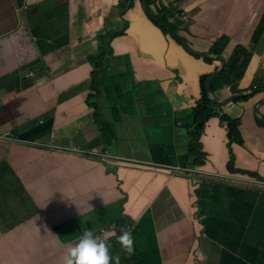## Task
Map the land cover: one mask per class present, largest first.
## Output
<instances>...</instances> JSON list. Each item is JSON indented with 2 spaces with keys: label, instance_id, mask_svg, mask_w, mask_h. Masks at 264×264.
<instances>
[{
  "label": "crops",
  "instance_id": "1",
  "mask_svg": "<svg viewBox=\"0 0 264 264\" xmlns=\"http://www.w3.org/2000/svg\"><path fill=\"white\" fill-rule=\"evenodd\" d=\"M120 2L0 0V101L4 105L0 108V131L17 137L4 145L6 150H1L0 156L10 151L16 170L44 158L40 151L15 143L45 137L54 127L64 124L65 132L60 134L63 138L75 137L81 147L95 146L93 151L101 155L99 161H88L87 181L74 179L73 175L80 178L85 172L73 169L69 163L75 161L76 154L72 152L64 164L40 174L55 193L51 211L45 206L47 193L40 184L22 185L11 174L0 177V264H24L26 260L29 264H62L73 239L85 228L96 230L106 225L104 215L120 203L143 216L155 234V243L141 235L135 264H264V193L250 199L248 190L241 193V189L211 185L201 176L200 188L194 194L185 178L177 177L180 182H174L169 176L162 185L150 176V170L157 167L153 163L162 162L192 173L216 169L221 177L228 174L227 130L217 116L206 121L205 129L200 130L199 145L208 156L204 166L191 167L186 162L190 134L193 139L199 134L191 130L197 111H201L202 104H209L206 98L214 97L208 90L211 78L203 83L200 77L214 72V63L189 54L183 45L165 37L147 15L143 1L133 0L134 6L124 15L132 39L121 36L112 42L113 56L99 63V75L104 71L105 79L99 77L95 90L87 88L91 64L83 62L82 54L88 53L90 47L87 49L88 43L79 41L88 40L93 46L98 33L110 31L116 21L123 24L121 17L115 15V6ZM179 9L191 15L192 50L207 52L219 36L227 35L225 55L229 57L238 44L250 45L254 40L264 0H176V6L165 16L173 20ZM25 20L37 33L35 41L40 47L26 40V36L20 38L18 32L26 33ZM40 40L47 43L40 45ZM40 53H45L43 57L54 67L51 80L44 74L27 76ZM133 68L138 92L128 95ZM261 69L264 83V37L253 52L246 74L253 76ZM82 81L71 112L59 111L56 117L54 108L63 99L56 93ZM249 85L250 82L240 83L239 87ZM211 87L221 88L217 81H212ZM219 92L226 97L230 91L223 88ZM88 95L93 98L87 99ZM259 99H254V103ZM222 107L225 120L226 113L239 114L231 102ZM96 108L102 122L95 118ZM259 109L264 114V103ZM45 113L47 120L38 123L37 117ZM98 125H105L109 135L99 139L95 134L99 132ZM252 128L264 131L249 110L244 130L249 132ZM257 137L255 134L246 150L245 145H240L234 148L235 152L263 162V137ZM77 158L82 164V158ZM238 164L243 165V160ZM261 169L264 172V164ZM89 180L93 198L98 200L101 192L108 191L110 200L105 208L96 203L88 207L82 202V191ZM228 195L235 200H228ZM39 210L43 215L36 214ZM39 225L43 226L42 232L35 231ZM24 232L39 237L37 255L14 263L9 260L10 254L15 247L24 245ZM194 248L198 250L195 257L190 254Z\"/></svg>",
  "mask_w": 264,
  "mask_h": 264
},
{
  "label": "clouds",
  "instance_id": "2",
  "mask_svg": "<svg viewBox=\"0 0 264 264\" xmlns=\"http://www.w3.org/2000/svg\"><path fill=\"white\" fill-rule=\"evenodd\" d=\"M144 8L147 12V15L149 18L162 30L165 37H169L173 39L174 41L178 42L179 44L183 45V47L186 49V51L194 55L198 58H203L207 63H214L215 65V71L210 73L209 75L203 74L200 77V81L203 83H206L210 77V86H208V90H210L213 94V98H206L208 101V105L202 104L200 106L201 111H197V117L196 122L194 125L191 126V130H197L199 134L196 135L195 139L192 134L190 138V143L194 142L197 144V147L199 149L198 155L201 157H204V161L200 163L192 164L191 167H198V166H204V163L207 160L205 151L203 148H201L200 140V130H204L206 126V121L209 119H212L213 117L217 116L220 118V123L224 126V128L227 130V136H228V142L227 147L230 153L229 163H227V171L228 174L225 177H221L216 169L210 173H201V172H195L192 173L188 169L185 171L174 169H168L170 171V178L174 182H180L177 180V177L185 178L189 182V188L190 190L193 189L194 194L196 191V188H192L190 181L193 182V185L198 184L200 181L198 180L201 176L205 177L209 180V184L215 185V186H229L232 187L234 190H240L241 193H245V191L250 192V199L254 197V195H258L259 193H264V174L262 172V165L264 164V161L261 162L259 171H255L254 168L256 165L252 163V161L247 158L244 160V164L242 165L245 168V173H241L240 171H237L236 168V157H235V147L240 145H245V150L249 147L250 143L253 142V138L256 134L258 136L257 138H260L259 136H262L263 139L261 140V143H264V131L260 129L252 128L253 130H250L249 132H246L244 130V124L245 120L247 118V112L253 111L255 115V122L261 126V123L264 124V114L260 111L259 105L264 103V83L258 84L256 81V77L258 73H261L263 75V69L257 71L253 76L249 72V75L247 76L246 71L248 69V66L246 70L244 71L243 75L238 77L235 76V70L233 66L229 64V59L231 58L232 54L234 53L235 49L229 57H226L225 50L222 53H215L211 50V47L213 46V43L220 37H218L211 45V47L208 49L207 52H201L204 53V55L196 54V52L200 51H194L190 47V37L191 35V15L187 13V11L183 9H179L178 12H175V15H173V20L165 21L162 16L166 15L170 9H173L176 6V0H142ZM29 5V4H28ZM31 5V4H30ZM133 0H121L119 4L115 6L116 14L121 17V20L123 24H121L120 21H116L114 24V28H112L110 31H105L103 33H98L96 35V40L94 45L92 46L91 43L88 40L83 39L82 41H79V43H88L87 49L90 47L88 53L85 52L82 54L84 58V63L87 61L91 64V70H89V76L87 78H90V82L87 85V88H91L92 90H95L98 79L100 77V80L103 81V78L105 79V72L103 71L101 75H99V63L102 64V61L107 56H113L114 49L112 46V42L118 38L123 36L126 40L132 39V33L129 28V21L124 19V15L127 13L129 9L133 7ZM151 13V14H150ZM260 21L258 25L256 26L254 33L262 28L261 34L257 41L253 40L250 45H243L245 46L246 52H251V60L253 57V52L258 47V45L261 43V40L264 37V11L259 12ZM159 19L160 21H158ZM169 19V18H168ZM163 24H162V23ZM31 24H29L28 20H25L24 22V29L25 32H18L20 35V38L26 36V40L31 41L35 43L38 47L39 44L35 41L36 32L34 31V28L31 29ZM28 35V36H27ZM222 36V35H221ZM227 36V35H226ZM49 38V37H48ZM65 40L68 38V35H65ZM229 38V37H228ZM47 42L44 40H40V45L46 44ZM229 43V41H228ZM227 43V45H228ZM43 54H39V59L34 63V68H32L29 73L28 77H37V75H46L47 79L51 80L54 76L53 66L50 67V65L47 63L48 60L43 57ZM250 60V62H251ZM250 64V63H249ZM103 67L105 68L106 65L104 64ZM133 67V65H132ZM228 69L227 78L225 81L221 82L220 89L214 90L211 87V82L214 81L218 75L225 69ZM33 70V71H32ZM262 71V72H261ZM248 73V71H247ZM238 79H240L238 81ZM16 80H19L17 77ZM244 80V82H243ZM201 82V85H202ZM250 85L244 89H241L239 87V84L243 85ZM53 83V82H52ZM83 81L76 87L73 88H64L62 90H59L56 95H62L63 99L60 101V103L57 104L56 108H54L55 115L58 117L59 111L62 112H69L72 107L75 104V98L80 94L81 85ZM137 80L134 73V68L132 69V79L131 83L129 84L126 92L129 95L130 92L132 94H136L138 92V87L135 86L137 84ZM228 89L230 92H226V97L229 96V98L225 99L226 97L221 96V93L219 92L221 89ZM56 89V88H55ZM57 90V89H56ZM219 92V93H218ZM216 95V96H215ZM142 97V96H141ZM217 98L218 100L224 101V103L219 104L217 101L214 100V98ZM260 98L259 100H256L254 103V99ZM93 97L88 95L87 99H92ZM210 100V101H209ZM227 102H231L234 111L238 112L239 114L234 115H228L226 113V116L230 119V122L234 124L241 132L243 137V142L233 141V134L231 133V126L229 124V120L224 119L225 111L223 110L222 105L226 104ZM3 102L2 99L0 101V108H2ZM248 108V111L246 110ZM206 110V115L204 114ZM71 112V111H70ZM96 112L98 113L97 119H99V110L96 108ZM48 115L45 113V115H39L37 117L38 123H44L47 120ZM100 122H102L99 119ZM203 122L202 129H198V124ZM64 125H57L52 129V131L49 133L48 141L44 139L45 137H38L35 139H25L24 141H19V144L26 149H34L37 151H40L42 154L40 156H43L44 158L48 157V153H54L55 149L59 150V153L64 155L63 157H69L68 154L75 153V161H70L69 163H72L73 169H80L81 171L85 172L82 174H88L87 172V164L89 160H96L99 161L97 158L101 155L97 154L93 149L95 146L92 147V149H82L81 147L76 145V142L73 144V140H75V137L72 139H66L63 138L61 133L65 132V129L63 128ZM262 128V127H261ZM99 132L96 131V133L100 134L102 136L103 134L109 135V131L106 129L105 125L103 127H100L98 125ZM71 129H67L66 132H70ZM6 133H2L0 131V151L6 150L4 147L5 144H9L10 142L14 140H3V137ZM63 140L64 142L70 141V144L65 145H59V147L52 146L55 141ZM109 144L107 147L108 152H110L111 148V142L107 143ZM73 145V146H72ZM72 146V148H70ZM107 150V149H105ZM72 152V153H70ZM190 152V151H189ZM188 152V153H189ZM111 153V152H110ZM187 156V155H186ZM77 157H81L83 160V163H79V159ZM125 157V156H121ZM126 158V157H125ZM63 163L59 164L62 165ZM103 164H106L105 161H101ZM130 163V162H129ZM140 165V164H139ZM190 165V164H189ZM11 164V156L10 151L5 152L1 154L0 156V177L3 178L8 174H11L14 176V173L16 169L12 167ZM138 167V166H137ZM15 177V176H14ZM261 177V178H259ZM18 180V179H17ZM19 181V180H18ZM20 182V181H19ZM21 183V182H20ZM182 184H185L181 182ZM22 184V183H21ZM90 184V180L89 183ZM23 185V184H22ZM186 186V184H185ZM192 194V192H191ZM231 196V197H229ZM232 195H228L226 197L228 200L234 201L235 199L232 198ZM120 206H124L121 205ZM117 212L116 209L110 211L109 213L105 214L104 217L107 220V224L101 227L100 229L96 230H90L88 228L83 229L82 234L73 239L71 245L66 250V252L63 255L62 258V264H135V262L138 260L140 255V249H141V235L144 234L146 236V239L152 243H155V234L152 229L147 226L146 219L143 218L139 213L127 210V214H129L128 219V226L133 230L134 235L132 236V233L128 230H122L121 233H117L113 228H111L109 225L111 223V217L114 216ZM36 214L43 215L42 210H39ZM205 238V236H204ZM190 254L195 257L198 254L197 248H194Z\"/></svg>",
  "mask_w": 264,
  "mask_h": 264
},
{
  "label": "rangeland",
  "instance_id": "3",
  "mask_svg": "<svg viewBox=\"0 0 264 264\" xmlns=\"http://www.w3.org/2000/svg\"><path fill=\"white\" fill-rule=\"evenodd\" d=\"M262 72V71H261ZM262 74L258 73L256 77V81L258 84H263L262 80ZM256 120V118H255ZM261 127L264 129V124L261 123ZM17 131V135H18ZM97 137L100 139V134L96 133ZM105 135V134H103ZM48 137L46 136L44 139L48 141ZM15 136L11 133H6L3 137V140H14ZM104 140H106V136H104ZM76 145L81 147L78 140H75ZM70 144V141L64 142L63 140L55 141V143L52 144L54 147H59V145H65ZM92 145L83 146L82 149H92ZM197 144L194 142H191L189 144V153L187 154L186 162L190 165L195 163H200L204 161V157H201L198 155L199 149H197ZM246 156H248L247 153H245ZM236 157V170L240 171L241 173H245V168L242 165H239L242 160L244 162L245 159L249 158L256 167L254 168L255 171H259L261 162L254 158L253 156L245 157L243 155H240L235 152ZM68 157H63L62 154L59 153L58 149H55L54 153H48V157L46 158H40L38 160H35L31 163H27V165L17 169L14 173V176L16 179H18L22 184H27L28 182L40 184L42 189L47 193V202L45 203V206L52 210L53 206L55 205V193L53 192V189L50 188V186L42 181V178L40 176L41 173H43L46 169H51L58 166L59 164L63 163V161ZM48 159V160H47ZM157 165L153 170H150V176L153 178V180L157 183H161L162 185L165 184V180L169 177L170 171L168 169H174L177 170L176 165H171L165 162L162 163H153ZM134 168V167H133ZM133 168L131 169L132 172L138 173L133 171ZM139 168V167H137ZM264 174V172H263ZM74 179H83L84 181H87L89 179V175L83 174L82 176H79L80 178H76V175H73ZM261 178V177H259ZM65 183V182H64ZM91 185L88 184L86 189L82 191V194H84V198L82 199L83 203H86L89 207L90 205H94L95 203L99 205L101 208H105L107 206V202L110 200V195L107 190H104L101 192L100 197L93 198L91 193ZM129 214H127V207L126 206H119L117 207V212L114 216L111 217V223L110 227L113 228L117 233H121L122 230H128L132 233V236L134 235L133 230L128 226V218ZM43 226L39 225L35 231L42 232ZM27 236V237H26ZM25 237V238H24ZM24 238V245L17 246L14 248L13 252L10 254L9 260L14 263H20L23 258H30L34 259L37 255L38 245H39V237L29 236L27 232H24L22 234V240ZM22 242V241H21ZM24 264H29V261H25Z\"/></svg>",
  "mask_w": 264,
  "mask_h": 264
},
{
  "label": "trees",
  "instance_id": "4",
  "mask_svg": "<svg viewBox=\"0 0 264 264\" xmlns=\"http://www.w3.org/2000/svg\"><path fill=\"white\" fill-rule=\"evenodd\" d=\"M149 2H151V0H149ZM162 18L165 21H169L168 17L165 15H163ZM261 31H262V28H260L256 32V34L254 35L255 41L258 40V38L261 34ZM228 41H229L228 36H226V35L220 36L213 43V46L211 47L210 51H213L215 53H222L224 51L225 47L227 46ZM250 60H251V52H246L245 46L238 45L228 62L231 66H233V68L235 70V76L240 77L243 75L244 71L246 70L247 66L249 65ZM230 74H228V69L225 68L213 82L217 81L218 85L220 86L221 82L225 81L227 78V75L230 76ZM239 80L240 79H238V81ZM228 120H229V124L231 126V133L233 134V141H238L240 143L243 142V137H242L240 130L234 124H232L230 122L229 118H228ZM203 124H204L203 122L199 123L198 129H202Z\"/></svg>",
  "mask_w": 264,
  "mask_h": 264
},
{
  "label": "water",
  "instance_id": "5",
  "mask_svg": "<svg viewBox=\"0 0 264 264\" xmlns=\"http://www.w3.org/2000/svg\"><path fill=\"white\" fill-rule=\"evenodd\" d=\"M151 14V13H150ZM158 21H160L159 19H157ZM162 23V22H161ZM163 24V23H162ZM196 54H200V55H204V53H201V52H196ZM211 78V77H210ZM215 101H217L219 104H222L224 103V101L222 100H218L216 97L214 98Z\"/></svg>",
  "mask_w": 264,
  "mask_h": 264
},
{
  "label": "bare ground",
  "instance_id": "6",
  "mask_svg": "<svg viewBox=\"0 0 264 264\" xmlns=\"http://www.w3.org/2000/svg\"><path fill=\"white\" fill-rule=\"evenodd\" d=\"M198 180H199L200 182L202 181L201 178H199ZM191 182H192V181H191ZM200 182H199L198 184H196V185H193V182H192V188H196V189L200 188Z\"/></svg>",
  "mask_w": 264,
  "mask_h": 264
}]
</instances>
